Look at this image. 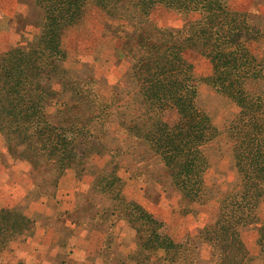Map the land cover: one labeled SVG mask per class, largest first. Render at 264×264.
<instances>
[{
  "label": "rangeland",
  "instance_id": "obj_1",
  "mask_svg": "<svg viewBox=\"0 0 264 264\" xmlns=\"http://www.w3.org/2000/svg\"><path fill=\"white\" fill-rule=\"evenodd\" d=\"M14 50L30 65L7 79ZM218 50L257 60L231 73L247 103L213 80ZM258 61L264 0H0V79L9 83L0 85V264H47L46 254L49 264H73L84 228L108 230L106 248L123 234L137 262L131 228L115 225L116 215L104 221L110 204L118 214L130 203L177 241L190 233L188 218L199 230L250 215L246 264H264V196L255 205L246 195L235 159L240 149L264 150ZM178 146L197 157V201L184 198L166 165Z\"/></svg>",
  "mask_w": 264,
  "mask_h": 264
},
{
  "label": "trees",
  "instance_id": "obj_2",
  "mask_svg": "<svg viewBox=\"0 0 264 264\" xmlns=\"http://www.w3.org/2000/svg\"><path fill=\"white\" fill-rule=\"evenodd\" d=\"M241 28L243 27L241 26ZM249 28L250 27H248V30ZM241 50H243L242 47ZM14 52L15 54L11 57V60L8 61L4 67L7 79L15 75L14 71H17L18 66L20 67L22 62L25 63V65L20 67V69L18 68V70L23 71L27 65H30L29 61L25 62V59L20 56L18 50H14ZM211 59L216 62L215 65L218 71L216 74L218 77H214L213 80L222 81L221 85L224 88L221 90L232 96L241 105L247 103L249 95L241 92V89L237 91L233 87L236 79L231 73L233 71L232 69L248 67L250 64L257 62V60L255 58L248 59L247 56L238 57L233 55L229 57L228 53L219 50L212 55ZM261 62L262 61H258V64H261ZM262 63L264 64V62ZM218 68L220 70H218ZM19 74L20 72L18 71L16 77H18ZM2 84L4 83L1 82L0 79V85ZM7 84H4L5 87H8ZM15 92L18 93L17 88H15ZM176 149L178 150H175L174 154H166L165 157L168 159V164L166 165L171 166L175 184L184 198L197 201L201 199L200 189L197 185L199 186L202 184V181L195 178L194 167L197 157L186 154L179 146ZM235 159L239 167L241 181L246 185V195L257 205L258 203L256 202L259 201L258 198L264 196V150L255 152L253 150L240 149V151H237ZM230 195L236 196L237 194L231 191ZM117 196L116 194L115 197L117 198ZM232 206H234V208L230 210L232 213L236 210H242L245 207L241 203L239 205L233 204ZM125 207L126 210L122 211V213L118 212V215H123L138 232V249L135 253V259L138 263H151L153 261L161 263L170 261V264H186L185 260L189 257L193 259L191 264L197 262V244H195L196 240L191 236L187 234L183 239L177 241L171 236L167 229H164L165 223L158 216L143 209L139 204L130 203L129 205L126 204ZM116 212L115 208H113V213L115 214ZM254 220L255 218L250 217V215L236 217L232 214L224 221L217 217L216 220L206 224L200 229L199 238L209 243L212 247V264H218L217 261H215V257L216 253L220 252L218 251L220 247L222 250L221 252H225L221 258V264H246L248 262L250 259L249 252L243 242L241 231L246 226L251 225ZM258 242L262 251H264V225L259 229ZM187 245L190 246L188 247Z\"/></svg>",
  "mask_w": 264,
  "mask_h": 264
},
{
  "label": "crops",
  "instance_id": "obj_3",
  "mask_svg": "<svg viewBox=\"0 0 264 264\" xmlns=\"http://www.w3.org/2000/svg\"><path fill=\"white\" fill-rule=\"evenodd\" d=\"M111 206L106 209L107 215L105 214V220H107L108 216L114 217L116 215L117 219L116 223H119L120 225H126L131 228V230L134 232V237L135 241L137 244L138 248V232L137 230L133 227V225L124 218L123 215H118L117 213H113V204H110ZM109 212V213H108ZM190 220L189 222V236H191L194 240H199L197 241V252H198V258H197V264H212L211 259H212V247L209 243L204 242L202 239L199 238V233L200 229L196 230L195 224L193 225V221ZM115 220L112 221L111 225L114 224ZM192 221V222H191ZM118 224V225H119ZM89 229V228H88ZM85 229L80 232L79 235L76 236L75 232L74 237H76V246L73 247L74 253L71 254L72 257H74L75 261L73 264H138L137 262H130V254L131 252H126L125 247H127L126 243H123L122 238L124 237L123 234L120 236V240H118V231L114 232V239L116 242L108 243V248H106V239L108 236V230H99V229ZM87 233V234H85ZM113 233V232H112ZM61 236V235H60ZM59 236V240H62V238ZM84 238H87L85 240ZM63 241V240H62ZM61 241V242H62ZM112 247H109V246ZM64 244L62 245L61 243L57 244V252L59 253L61 249H64ZM205 250L204 253L202 254L201 252ZM137 250V249H136ZM41 252H43L41 250ZM103 253L102 255L106 256V254H112L110 255V261L104 260L103 256L100 255V253ZM136 252V251H135ZM48 253V252H46ZM48 254L45 255V262L49 264V256ZM52 255V254H50ZM206 255V256H205ZM30 257V256H29ZM38 258H42V255H38ZM211 262V263H210ZM65 264V263H63ZM150 264H161L160 262L153 261Z\"/></svg>",
  "mask_w": 264,
  "mask_h": 264
}]
</instances>
